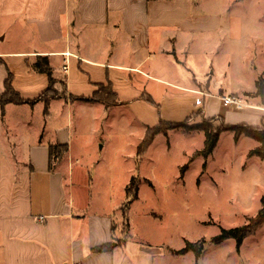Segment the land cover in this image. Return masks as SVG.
<instances>
[{"label": "crops", "instance_id": "1", "mask_svg": "<svg viewBox=\"0 0 264 264\" xmlns=\"http://www.w3.org/2000/svg\"><path fill=\"white\" fill-rule=\"evenodd\" d=\"M206 13L194 0H0V96L8 77L24 100L46 90L47 76L30 66L37 57L48 58L53 78L64 83L66 95L50 100L46 109L41 101L0 106L1 138L7 127L35 128L36 118L41 128L29 143H19L18 136L0 153V264H179L189 256L133 238L130 228L122 230L121 219L116 224L94 209L99 202L91 199L84 167H77L86 163L74 161L71 151L69 113L79 112L82 123L84 111L107 115L122 106L132 109L139 121L138 111L145 104L137 101L138 81L148 80L193 95L213 92L219 103L215 116L223 117L222 111L229 108L222 106L220 94L227 93L212 74L194 87L144 69L151 58L169 56L168 43L184 48L200 34L220 31V19L211 22ZM108 84L117 95V106L71 99L90 97L99 85ZM61 108L68 112L66 126L52 131L51 115ZM139 127L143 135L137 146L152 126L143 120ZM52 144L66 145L67 152L50 169ZM20 147L22 155L16 153ZM110 242L119 244L109 252L92 251Z\"/></svg>", "mask_w": 264, "mask_h": 264}, {"label": "rangeland", "instance_id": "2", "mask_svg": "<svg viewBox=\"0 0 264 264\" xmlns=\"http://www.w3.org/2000/svg\"><path fill=\"white\" fill-rule=\"evenodd\" d=\"M194 4L207 9L211 22L220 19L221 30L200 34L184 48L168 43L169 56L158 61L151 58L144 69L194 87L212 74L226 95L239 99L242 107L224 109L223 117H216L219 103L213 92L199 97L141 80L137 101L145 105L138 111L139 121L152 127L160 121L183 126L157 135L138 161L136 148L143 130L132 109L121 106L107 115L84 111L82 123L79 112H72L71 151L74 161L86 163L77 167H84L91 199L99 202L94 209L110 215L116 224L121 219L122 230L130 228L131 237L174 250L182 249L186 241L204 239L198 264H264V224L244 239L239 250L232 239L219 245L209 242L222 229L245 225L261 209L264 161L248 157L257 142L244 135L234 141V132L224 131L209 157H193L203 150L205 137L202 131H187L202 122L221 128L264 125V111L251 107L260 105L253 94L256 81L264 79V0H194ZM55 88L59 92L62 86L58 83ZM197 97L202 105H195ZM209 106L208 114H199ZM67 115L65 108L52 113L51 130L66 126ZM35 120V128L28 129L30 135L25 128L7 127L3 138L0 134V153L15 144L18 136L19 143H29L41 129ZM23 150L20 147L16 153L22 155ZM132 177L139 181L138 199L126 208L124 187ZM179 264H196L194 254L190 252Z\"/></svg>", "mask_w": 264, "mask_h": 264}, {"label": "trees", "instance_id": "3", "mask_svg": "<svg viewBox=\"0 0 264 264\" xmlns=\"http://www.w3.org/2000/svg\"><path fill=\"white\" fill-rule=\"evenodd\" d=\"M31 68L34 72L38 74H44L48 78V87L46 90L40 94L37 98L33 100H24L21 96L13 89L11 85V79L8 77L4 82V92L0 96V106L3 107L6 104H29L33 105L38 101H41L45 105V109L48 105V102L56 98H66L64 92V83L61 81L62 91L57 92L55 85L58 83L57 80L53 78L52 69L49 65V60L47 57H37L35 62L32 63ZM256 92L253 94L259 99V106L264 108V79L259 78L256 83ZM72 100H79L86 103H99L104 105L105 108H111L119 105V101L116 93L113 91L111 84L108 85H99L98 89L90 97H71ZM199 114L202 115V111H199ZM183 126V124H173L160 121L158 126L147 128L142 141L137 146L136 157L138 161L146 153L149 146L153 143L155 137L159 134L166 135L167 132L171 129ZM187 131H202L204 133L205 142L204 148L201 151H198L193 154L195 156H203L204 158L209 157L214 151L219 136L224 131H233L234 132V141H237L241 135L254 140L257 142L258 147L252 149L248 153V157L256 156L260 160L264 161V125L260 127H249L246 125H236V126H227L225 128L213 127L208 122H202ZM49 152V168L51 169L53 165L59 161L67 152L66 145L52 144L48 147ZM205 166H203L204 168ZM182 168V172H183ZM181 172V173H182ZM138 187L139 181L137 178L132 177L129 183L125 187V207L128 208L135 200L138 199ZM264 224V199L261 202V209L253 216L250 217L247 223L243 226L231 228V229H222L220 233L210 239V243L214 245H219L226 240L232 239L235 241L236 249L239 250L242 246V243L245 238L256 233V231ZM206 241L200 239L197 242L191 243L186 241L182 249L178 251H173L174 255H184L188 252H192L195 256L196 264H198ZM119 243L110 242L109 244L94 248L92 251L94 253L100 252H109L112 251Z\"/></svg>", "mask_w": 264, "mask_h": 264}, {"label": "built area", "instance_id": "4", "mask_svg": "<svg viewBox=\"0 0 264 264\" xmlns=\"http://www.w3.org/2000/svg\"><path fill=\"white\" fill-rule=\"evenodd\" d=\"M194 94L199 95V97L201 96H207L206 93L203 92H195ZM196 98L195 100V104L196 105H201L202 104V99L201 98ZM220 102L222 104V106L227 107V108H233V109H240L242 107V104L240 102L239 99L234 98V97H230V96H222L220 98Z\"/></svg>", "mask_w": 264, "mask_h": 264}]
</instances>
